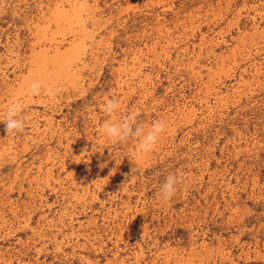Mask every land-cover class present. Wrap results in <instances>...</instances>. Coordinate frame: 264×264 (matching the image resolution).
<instances>
[{
  "label": "rangeland",
  "instance_id": "rangeland-1",
  "mask_svg": "<svg viewBox=\"0 0 264 264\" xmlns=\"http://www.w3.org/2000/svg\"><path fill=\"white\" fill-rule=\"evenodd\" d=\"M110 97L166 122L154 151L99 133ZM13 102L0 264H264V0H0Z\"/></svg>",
  "mask_w": 264,
  "mask_h": 264
},
{
  "label": "clouds",
  "instance_id": "clouds-1",
  "mask_svg": "<svg viewBox=\"0 0 264 264\" xmlns=\"http://www.w3.org/2000/svg\"><path fill=\"white\" fill-rule=\"evenodd\" d=\"M30 91L33 95H39L41 84L33 81L30 85ZM55 92L48 91L50 97L55 96ZM120 104L115 97L105 98L101 104V110L107 117L100 125L99 133L111 143H124L132 139L136 141L133 153L134 159H140L143 156L154 151L159 143L161 136L167 130V124L164 120H154L151 124L138 122L135 115L129 114L117 117ZM23 107L19 102L9 103L2 113H0V123L5 126L7 135L15 136L23 133L25 122L22 118ZM121 186L122 190L127 184ZM178 179L175 174H169L160 185L157 197L160 201L167 203L171 200L177 190Z\"/></svg>",
  "mask_w": 264,
  "mask_h": 264
}]
</instances>
